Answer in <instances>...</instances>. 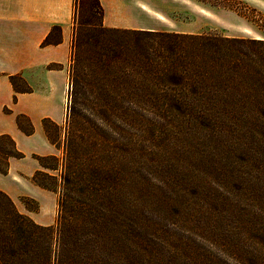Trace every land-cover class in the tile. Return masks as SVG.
Returning a JSON list of instances; mask_svg holds the SVG:
<instances>
[{"label":"trees","instance_id":"16d2710c","mask_svg":"<svg viewBox=\"0 0 264 264\" xmlns=\"http://www.w3.org/2000/svg\"><path fill=\"white\" fill-rule=\"evenodd\" d=\"M198 1L231 9L239 2ZM78 5L97 21L74 25L68 117L76 140L68 138L61 186L39 181L48 175L45 170L33 177L58 194L57 220L53 225L36 223L0 190V264H229L224 256L237 264H264V247H196L192 236L203 237L199 230L210 226L203 210L194 213L195 207L182 200L184 188L175 195L157 185L159 192L138 178L136 195L129 191L128 199L116 197V172L109 166L105 139L94 146L92 131L77 135L73 120L84 94L101 121L264 123V38L108 27L100 0H74V19ZM83 30L89 33L86 39L81 38ZM81 66L83 72L78 71ZM50 125H59L44 120L57 146ZM14 156L23 153L12 137L1 135L0 172L8 173ZM46 158L56 155L39 157L44 168L55 169ZM158 158L155 150L138 148V162Z\"/></svg>","mask_w":264,"mask_h":264},{"label":"rangeland","instance_id":"374dc122","mask_svg":"<svg viewBox=\"0 0 264 264\" xmlns=\"http://www.w3.org/2000/svg\"><path fill=\"white\" fill-rule=\"evenodd\" d=\"M238 1L235 9H231L198 0H138L146 9L150 6L158 10L159 18L166 24L162 29L159 26L154 29L156 22L151 17L156 13L148 9L151 16L147 17L138 10V22L148 27L138 29L264 38V10L247 0ZM83 21L95 22L97 18L78 5L74 25ZM88 34L83 30L81 38L86 39ZM73 51L71 47V55ZM71 55L69 72L72 73ZM83 70V66L78 68L79 72ZM18 85L24 87L21 82ZM70 91L71 80L64 120L56 123L59 127L50 125L51 136L59 150L57 159L46 158L44 162L55 169L46 168L48 175L39 177V181L51 187L61 186L67 169L68 138L76 140V134L69 129ZM87 97L79 95L75 105L76 132L80 135L83 130L92 131L90 140L96 147L101 138L105 139L109 166L116 172V197L128 199L129 191L136 195L138 178L172 190L175 195L181 194L180 189L184 188L186 193L182 192V200L195 207L194 213L197 209L203 210L201 215L210 226L206 232L199 230L203 237L192 236L196 247H264V123L160 124L124 122L108 117L101 121L95 117L94 105ZM138 148L153 153L155 150L159 158L140 163ZM74 150L75 147L73 154ZM158 190L161 191L159 187ZM24 202L30 208L36 206L33 200ZM169 225L172 227L171 223ZM174 229L185 234L175 226ZM225 259L229 264H237L229 256H224Z\"/></svg>","mask_w":264,"mask_h":264},{"label":"crops","instance_id":"0c3cea01","mask_svg":"<svg viewBox=\"0 0 264 264\" xmlns=\"http://www.w3.org/2000/svg\"><path fill=\"white\" fill-rule=\"evenodd\" d=\"M247 1L264 10V0ZM100 2L105 26L146 28L138 22V10L150 17L148 9L156 13L151 17L154 29L166 26L158 10L146 9L138 0ZM73 33L74 0H0V136L12 137L23 153L9 158L8 173L0 172V190L20 212L41 225L56 223L58 194L33 177L46 169L39 157L56 155L59 150L49 139L44 120L57 124L64 120ZM26 199L36 207H28Z\"/></svg>","mask_w":264,"mask_h":264}]
</instances>
